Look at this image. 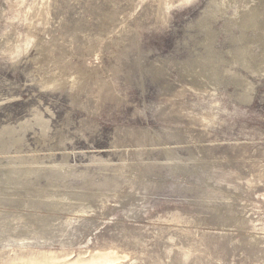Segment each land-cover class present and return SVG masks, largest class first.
<instances>
[{"label": "rangeland", "instance_id": "1", "mask_svg": "<svg viewBox=\"0 0 264 264\" xmlns=\"http://www.w3.org/2000/svg\"><path fill=\"white\" fill-rule=\"evenodd\" d=\"M0 264H264V0H0Z\"/></svg>", "mask_w": 264, "mask_h": 264}]
</instances>
